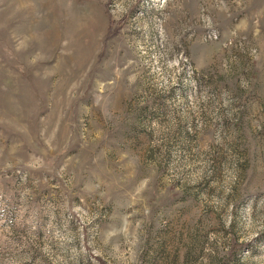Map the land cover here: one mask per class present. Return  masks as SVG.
<instances>
[{"label": "rangeland", "instance_id": "obj_1", "mask_svg": "<svg viewBox=\"0 0 264 264\" xmlns=\"http://www.w3.org/2000/svg\"><path fill=\"white\" fill-rule=\"evenodd\" d=\"M0 264H264V0H0Z\"/></svg>", "mask_w": 264, "mask_h": 264}]
</instances>
